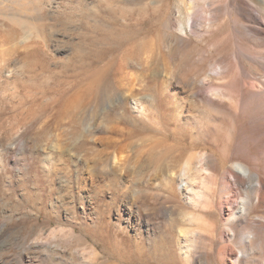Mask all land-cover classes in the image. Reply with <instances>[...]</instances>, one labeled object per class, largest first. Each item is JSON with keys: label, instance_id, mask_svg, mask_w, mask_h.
<instances>
[{"label": "rangeland", "instance_id": "1", "mask_svg": "<svg viewBox=\"0 0 264 264\" xmlns=\"http://www.w3.org/2000/svg\"><path fill=\"white\" fill-rule=\"evenodd\" d=\"M192 1L0 0V264H201L186 213L206 234L193 256L264 264V240L241 238L264 209L223 203L244 197L235 162L264 166V121L234 151L253 128L232 88L261 87L235 55L264 52V0ZM192 6L212 21L184 33ZM206 154L214 201L194 203L182 169Z\"/></svg>", "mask_w": 264, "mask_h": 264}, {"label": "bare ground", "instance_id": "2", "mask_svg": "<svg viewBox=\"0 0 264 264\" xmlns=\"http://www.w3.org/2000/svg\"><path fill=\"white\" fill-rule=\"evenodd\" d=\"M192 7V10H190V6V9L188 8L189 10L184 12L182 20L180 19L182 24H180L179 28L180 31L184 33H187V30L190 29L189 20L192 18L194 13L198 15L201 23L212 21V15H207L205 12L206 8L204 9L203 6ZM262 22L264 23V17H262ZM252 28L256 31H260V28L257 26H253ZM262 34L264 37V28H262ZM235 57L238 60H241L243 57L248 62L255 63L260 70L259 76L263 78L260 85L261 87H257L259 83L257 86L255 84L251 86L248 84V86H246V84L244 85L242 80L239 78H235L232 83V88L233 91H235L237 98L234 112L235 114L245 118V120H247L253 128L252 132H245L236 140L234 139V151L236 153H241L243 152L244 144L248 141L252 134L260 130V128L258 129V125L264 121V61L262 60L264 52L255 54L251 51L242 52L241 50L240 53H236ZM216 67L221 69V66ZM202 90L203 89H199L200 92H202ZM199 91H196V93L200 94ZM210 91L214 94H224L223 89L219 87L211 88ZM209 162L210 155L206 154L198 157L193 164H190V161L185 163V166L182 169L183 175L190 181V189H188V191L190 190L191 193L188 192L189 194L187 196L194 203L211 204L214 201L211 197V193L207 191L205 178H207L208 175L203 174L205 169L208 171ZM189 165H193L194 169L192 168V170H194V173L192 174L187 173ZM229 172V188L233 190L234 193H237L238 189L242 190L244 197L241 198L239 202L234 201L233 199H227L223 203L226 205V210L228 211V214H231L232 219L243 218L244 221L247 222V220L251 219V215L255 208L260 207L264 209V166L263 169L259 168V164L256 160L252 163L237 161L235 162L233 170ZM236 202H238V206H236L237 210L233 211ZM183 219H187L186 224L188 225L186 228L180 230L184 241V244L181 247L184 250L185 256L187 258L195 259V261L197 260L201 264H207L205 254L203 252L202 254L198 253L193 256L196 253V248H198L197 244L200 242L199 240L206 236L205 233L204 235L200 230L194 228L196 223L195 220H198L199 217L197 218L193 213H186L184 214ZM251 220L253 221V219ZM253 223L256 227L251 229L249 232H243V234H241L242 241L247 242L250 245L264 240V211L261 216V220L253 221Z\"/></svg>", "mask_w": 264, "mask_h": 264}]
</instances>
